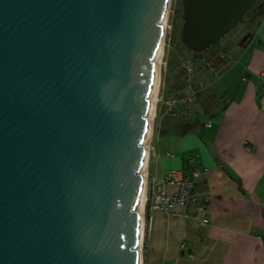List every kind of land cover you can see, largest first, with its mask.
<instances>
[{"label": "water", "instance_id": "95a60500", "mask_svg": "<svg viewBox=\"0 0 264 264\" xmlns=\"http://www.w3.org/2000/svg\"><path fill=\"white\" fill-rule=\"evenodd\" d=\"M260 0H183L201 53ZM170 0H0V264H141Z\"/></svg>", "mask_w": 264, "mask_h": 264}, {"label": "crops", "instance_id": "0c3cea01", "mask_svg": "<svg viewBox=\"0 0 264 264\" xmlns=\"http://www.w3.org/2000/svg\"><path fill=\"white\" fill-rule=\"evenodd\" d=\"M239 48L216 92L198 98L192 116L205 114L204 123L166 119L163 105L152 127L151 182L173 171L202 175L200 200L178 207L181 216L148 209L143 264H264V16ZM209 81L207 91L218 80Z\"/></svg>", "mask_w": 264, "mask_h": 264}, {"label": "rangeland", "instance_id": "374dc122", "mask_svg": "<svg viewBox=\"0 0 264 264\" xmlns=\"http://www.w3.org/2000/svg\"><path fill=\"white\" fill-rule=\"evenodd\" d=\"M259 3L260 2H258V4ZM255 15L256 14H253V13L248 14L241 22L237 24L235 29L229 35H227L219 43L215 44L211 49L203 51L201 53H196V52L189 50L181 41V32H182L183 25H184L183 0H173L172 1V5L170 6L169 23L167 26V32L165 33L166 37H164L165 47L163 50V56H162V59L160 60V66H159V72H160L159 87H158L157 100H156L157 104L155 106V112H154V115L156 116L154 118V123H156L155 125L156 127L159 126V122L157 121L160 120L159 118L160 111L164 105L160 102L161 100L160 97L165 98L167 94L164 93L163 91L167 90L168 87H172L175 84L176 80L174 77L176 76L177 68L180 67L181 65H184L187 68V70L191 69L192 71V68H193V70L195 71V68L192 66V62H194L196 58L204 59V61L206 60V62H203L204 63L203 67L205 69H209L210 68L209 65H212L215 68H217L218 64H220V57L222 56H224V58L226 59L225 61H227V63L230 64L232 62L231 64H233L234 63L233 58L235 57L236 59H238L240 57L239 47L242 46L243 42L246 40V38L250 36L251 31L255 29V27L258 25L260 21V18L259 19L255 18ZM224 52L228 54L224 55L223 54ZM190 59L192 60V62ZM200 64H202V62H199L198 66L196 67V70L197 69L199 71L202 70V68L200 67ZM227 69H228V66H227ZM226 70L224 73H226ZM193 76H194V72H193ZM195 80H198V79H195ZM205 81L210 82L209 79H205ZM207 82H201L204 85V87H203V90L200 91L199 94H197L198 98L202 94H205V93H208V94L215 93L216 92L215 88L219 87L218 86L219 79H218V81H216L217 83L214 82L213 84H211L210 85L211 88L207 91V86H206L208 85ZM194 84H193V90L196 91ZM184 91L189 92L190 90L188 88H185ZM189 95L190 94H188V96ZM158 98H159V102H158ZM176 106L170 108V110L173 111L176 108ZM184 106L185 107L190 106L189 112L195 110V113H196V110L201 108L200 106H198V101H196L195 103L192 102V104L190 102L189 104H186ZM181 111H184L187 113L186 109H183V110L180 109L178 113ZM163 112L165 114L164 116L166 117V119H168V116H169L168 111L164 110ZM173 113L174 112H170V120L174 118ZM206 117L208 116H206L205 114H202L199 116H196L195 114L193 116H190L189 121H196L202 124L204 123V120H206ZM161 137H162L161 134H159V136L156 139H154L155 146H156V141L160 139ZM147 185H148L147 189H150V197H151V181L149 180V178H147ZM153 205H154V201L149 202L146 205V211H144L145 212L144 218L145 217L146 218H145V226H144V240L142 243L143 244L142 254L144 252V245L146 242V236L148 235V230L150 231V228L148 227V220H147L148 209L152 210Z\"/></svg>", "mask_w": 264, "mask_h": 264}, {"label": "built area", "instance_id": "2783aa9c", "mask_svg": "<svg viewBox=\"0 0 264 264\" xmlns=\"http://www.w3.org/2000/svg\"><path fill=\"white\" fill-rule=\"evenodd\" d=\"M226 63L225 61H220V67L216 71L217 76H221L225 72L227 69ZM174 78L176 82L172 87H170L169 96H166V99L161 98L160 102L164 104L166 108L165 110L168 111L169 116L170 112H174V118H184L191 113L189 112L190 106L185 107L184 105L189 104L190 102L191 104L192 102L195 103L198 99L197 94H199V91L203 90L204 85L195 83L193 69L192 71L191 69L187 70L184 65L177 68V73ZM193 84L195 85L196 91L193 90ZM178 88L179 91H176ZM185 88H188L190 91L185 92ZM188 94L190 95L188 96ZM175 106L176 108L173 111L170 110V108ZM180 109H186L187 113L184 111L178 113ZM201 175L202 173L199 169H195V171L191 174H185L182 171H173L168 173L161 180L154 179L153 183L151 182V197L150 189H147L148 185L146 182V191H144V210L149 202L154 201V205L152 207L153 211H159L164 213L167 217H172L175 215L178 207L182 208L198 202L200 200V196L197 193L196 188L198 184L197 181L200 179ZM172 188L175 189V191L171 192L170 189ZM204 200L208 201V198H205ZM181 215L182 214H179V216Z\"/></svg>", "mask_w": 264, "mask_h": 264}, {"label": "bare ground", "instance_id": "6f19581e", "mask_svg": "<svg viewBox=\"0 0 264 264\" xmlns=\"http://www.w3.org/2000/svg\"><path fill=\"white\" fill-rule=\"evenodd\" d=\"M172 1L173 0H170L171 5H172ZM169 18H170V11L167 14V16L165 18V21H164L165 33L167 32V26H168V23H169ZM164 37H166V36L164 35ZM164 47H165V41L163 40L162 41L161 48H160L159 53L157 55V59H156V61H157L156 82H155L154 91H153V95H152V102H151V104H152L151 105L152 110H151V114L149 116L150 117L151 128H150V130L148 132L147 144H146V146H147V160L149 158V146H150L149 144H150V141L152 139V132H153V128L152 127H153V124H154V118L156 117L154 115V112H155V106L157 104L156 103V100H157V93H158V87H159V74H160V72H159V66H160V60L162 59V56H163ZM147 160H146L145 171H144V174H145L144 175L145 176V182H147V169H148V161ZM145 191H146V183H145ZM144 200H145V192H144V196L142 198V207H140V212L142 214H143L144 205H145ZM176 216H179V213L178 212H175V215L172 216V217H169V218H173V217H176ZM142 220H143L142 221L143 225H142L141 244H140L141 245V250H142V246H143L142 243H143V238H144V226H145V218H144V215H143V219ZM141 253H142V251H141ZM141 264H143V260L141 261Z\"/></svg>", "mask_w": 264, "mask_h": 264}, {"label": "trees", "instance_id": "16d2710c", "mask_svg": "<svg viewBox=\"0 0 264 264\" xmlns=\"http://www.w3.org/2000/svg\"><path fill=\"white\" fill-rule=\"evenodd\" d=\"M260 3L259 4H257L254 8H253V10L250 12L251 14L253 13V14H256L255 15V18H257V19H259V18H262L263 16H264V0H260L259 1ZM249 13V14H250ZM224 55H227L228 53H226V52H224L223 53ZM191 60V59H190ZM221 60H223V62L226 60L225 58H224V56H222V57H220V61ZM191 62H192V60H191ZM199 62H202V64H200V67L202 68V70H196V67L198 66V64H199ZM203 62H206V60L204 61V59H201V58H196L195 60H194V62H192V66L195 68V71L193 70V72H194V78L195 79H198V80H195V83H200V84H202L201 82H205V81H203L202 80V78L201 77H205L206 79H209V80H218V79H220L221 78V76H217L216 74V71H217V69H219V67H220V64H218V67L217 68H215L214 66H212V65H209V69H205L204 67H203V65H204V63ZM227 61H225V63H226ZM181 65V64H180ZM193 69V68H192ZM202 71V72H201ZM204 71H205V73H204ZM197 72H198V74H197ZM203 73H204V75H203ZM203 85V84H202ZM176 91H179V88L178 89H176ZM199 93H200V91H199ZM197 101H198V99H197ZM192 114H193V111H191V113H190V115H188L187 116V119H183L184 121H187V120H189L190 119V116H192ZM172 119H175V118H172ZM181 121V120H180Z\"/></svg>", "mask_w": 264, "mask_h": 264}, {"label": "clouds", "instance_id": "9594fccd", "mask_svg": "<svg viewBox=\"0 0 264 264\" xmlns=\"http://www.w3.org/2000/svg\"><path fill=\"white\" fill-rule=\"evenodd\" d=\"M145 213H144V211H143V215H144Z\"/></svg>", "mask_w": 264, "mask_h": 264}]
</instances>
